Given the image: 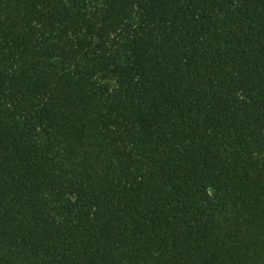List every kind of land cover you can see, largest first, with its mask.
Masks as SVG:
<instances>
[{"label":"trees","instance_id":"16d2710c","mask_svg":"<svg viewBox=\"0 0 264 264\" xmlns=\"http://www.w3.org/2000/svg\"><path fill=\"white\" fill-rule=\"evenodd\" d=\"M0 264H264V0H0Z\"/></svg>","mask_w":264,"mask_h":264}]
</instances>
